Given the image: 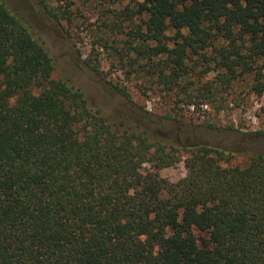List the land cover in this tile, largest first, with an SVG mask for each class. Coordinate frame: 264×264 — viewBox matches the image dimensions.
Wrapping results in <instances>:
<instances>
[{"label":"trees","instance_id":"trees-1","mask_svg":"<svg viewBox=\"0 0 264 264\" xmlns=\"http://www.w3.org/2000/svg\"><path fill=\"white\" fill-rule=\"evenodd\" d=\"M36 1L69 20L68 8ZM138 15L126 61L159 92L180 89L194 55L224 69L221 83L264 63V0H142L117 13L116 28ZM53 70L44 43L0 1V264H264V154L238 166L221 147L117 132ZM180 162L175 183L155 172Z\"/></svg>","mask_w":264,"mask_h":264},{"label":"rangeland","instance_id":"rangeland-1","mask_svg":"<svg viewBox=\"0 0 264 264\" xmlns=\"http://www.w3.org/2000/svg\"><path fill=\"white\" fill-rule=\"evenodd\" d=\"M0 1L22 17L32 36L44 43L54 65L52 78L66 80L84 91L117 132L146 129L176 147H221L235 153L232 165L238 166L247 165L253 153L264 154V92H258L264 84L263 62L253 64L251 73L221 83L224 69L194 55L185 61L188 74L180 82V89L163 93L146 82L145 71L133 73L126 61L134 57L131 51L126 57V42L135 40L130 32H135L145 17L122 21L116 28L120 22L117 13L142 0H67L69 5L66 0H47L52 6L68 8L69 20L60 22L51 19L36 0ZM175 34L173 29L166 32L170 38ZM173 43L167 42L170 48ZM206 55L211 56L210 48ZM141 63L147 64L145 60ZM187 81L212 85L211 94L205 87L202 89L206 92H193L196 83L183 91ZM114 85L126 87L131 99L121 96ZM190 93L201 94L198 106L186 104ZM205 95L209 100L203 98ZM141 171L147 174L155 169L144 164ZM155 172L173 183L186 176L183 162Z\"/></svg>","mask_w":264,"mask_h":264}]
</instances>
